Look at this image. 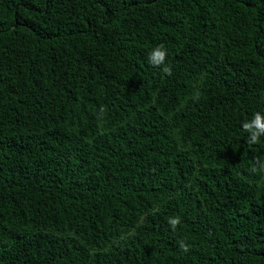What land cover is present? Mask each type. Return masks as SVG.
Instances as JSON below:
<instances>
[{
	"label": "trees",
	"instance_id": "trees-1",
	"mask_svg": "<svg viewBox=\"0 0 264 264\" xmlns=\"http://www.w3.org/2000/svg\"><path fill=\"white\" fill-rule=\"evenodd\" d=\"M256 112L264 0H0V264H264Z\"/></svg>",
	"mask_w": 264,
	"mask_h": 264
},
{
	"label": "clouds",
	"instance_id": "clouds-1",
	"mask_svg": "<svg viewBox=\"0 0 264 264\" xmlns=\"http://www.w3.org/2000/svg\"><path fill=\"white\" fill-rule=\"evenodd\" d=\"M167 55V49L163 45H159L150 51L149 63L153 66L165 65ZM162 70L166 75H171L172 73L170 66H164ZM243 129L249 134L250 143H258L260 137L264 135V115L259 112L254 113L252 120L243 124ZM258 170L264 172V162L260 164L259 169L255 167L252 169L253 172ZM168 223L175 229L181 223V220L179 217H171Z\"/></svg>",
	"mask_w": 264,
	"mask_h": 264
}]
</instances>
